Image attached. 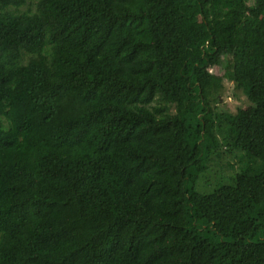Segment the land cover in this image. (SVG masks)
<instances>
[{"label": "trees", "instance_id": "trees-1", "mask_svg": "<svg viewBox=\"0 0 264 264\" xmlns=\"http://www.w3.org/2000/svg\"><path fill=\"white\" fill-rule=\"evenodd\" d=\"M0 264H264V0H0Z\"/></svg>", "mask_w": 264, "mask_h": 264}, {"label": "rangeland", "instance_id": "rangeland-1", "mask_svg": "<svg viewBox=\"0 0 264 264\" xmlns=\"http://www.w3.org/2000/svg\"><path fill=\"white\" fill-rule=\"evenodd\" d=\"M218 76L219 81L223 85V89L219 95H215L217 102L213 103L218 110L237 113L240 109H250L252 107L247 96L241 90H237L232 79L233 67L230 60H226L220 68L210 70ZM186 98L184 102L178 106L180 111H188L197 105L196 99ZM238 154V153H236ZM208 178L201 180V188L205 190H213L221 184L230 182V178L238 171V158L234 154L223 153L220 158L212 157L209 163ZM216 173L220 174L217 175ZM225 177V179H224ZM227 180V181H226Z\"/></svg>", "mask_w": 264, "mask_h": 264}]
</instances>
